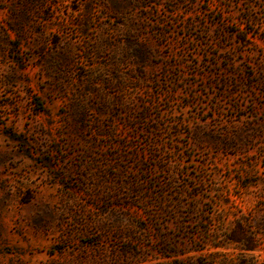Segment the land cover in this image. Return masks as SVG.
Here are the masks:
<instances>
[{
  "label": "rangeland",
  "instance_id": "1",
  "mask_svg": "<svg viewBox=\"0 0 264 264\" xmlns=\"http://www.w3.org/2000/svg\"><path fill=\"white\" fill-rule=\"evenodd\" d=\"M0 264H264V0H0Z\"/></svg>",
  "mask_w": 264,
  "mask_h": 264
}]
</instances>
